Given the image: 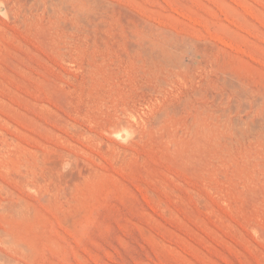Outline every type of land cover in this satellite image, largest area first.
<instances>
[{"label":"rangeland","instance_id":"obj_1","mask_svg":"<svg viewBox=\"0 0 264 264\" xmlns=\"http://www.w3.org/2000/svg\"><path fill=\"white\" fill-rule=\"evenodd\" d=\"M0 264H264V0H0Z\"/></svg>","mask_w":264,"mask_h":264},{"label":"bare ground","instance_id":"obj_2","mask_svg":"<svg viewBox=\"0 0 264 264\" xmlns=\"http://www.w3.org/2000/svg\"><path fill=\"white\" fill-rule=\"evenodd\" d=\"M77 13H79L80 15H82L83 14V8L82 7H80L79 9H78V12ZM79 15V16H80ZM152 46H153V48L154 49H156V48H159L160 46L159 45H157L156 43L154 44V42L152 41Z\"/></svg>","mask_w":264,"mask_h":264}]
</instances>
